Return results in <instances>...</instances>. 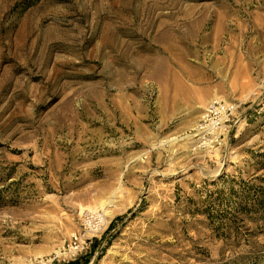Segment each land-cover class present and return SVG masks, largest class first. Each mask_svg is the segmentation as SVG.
Returning <instances> with one entry per match:
<instances>
[{"label": "rangeland", "instance_id": "374dc122", "mask_svg": "<svg viewBox=\"0 0 264 264\" xmlns=\"http://www.w3.org/2000/svg\"><path fill=\"white\" fill-rule=\"evenodd\" d=\"M261 200L264 0H0V264H264Z\"/></svg>", "mask_w": 264, "mask_h": 264}, {"label": "built area", "instance_id": "2783aa9c", "mask_svg": "<svg viewBox=\"0 0 264 264\" xmlns=\"http://www.w3.org/2000/svg\"><path fill=\"white\" fill-rule=\"evenodd\" d=\"M238 106L235 103L223 100H212L200 117L195 129L196 138L201 140L202 145L217 141L222 133H228L236 124L235 114ZM87 227L90 232L97 233L103 228L101 219L103 216L99 211L87 212L84 215ZM88 242L80 234H73L67 244V251L72 255H77L85 250Z\"/></svg>", "mask_w": 264, "mask_h": 264}, {"label": "bare ground", "instance_id": "6f19581e", "mask_svg": "<svg viewBox=\"0 0 264 264\" xmlns=\"http://www.w3.org/2000/svg\"><path fill=\"white\" fill-rule=\"evenodd\" d=\"M186 144H187V143H186ZM184 145H185V143H184ZM106 207H107L106 203L103 202V203L101 204V208H105V209H103V213H105L108 217H111V213H109V212L106 210ZM91 211H93V210H91ZM101 222H103V226H105L106 223L108 222V220L102 218V219H101ZM102 229H103V228H101V230H102Z\"/></svg>", "mask_w": 264, "mask_h": 264}, {"label": "trees", "instance_id": "16d2710c", "mask_svg": "<svg viewBox=\"0 0 264 264\" xmlns=\"http://www.w3.org/2000/svg\"><path fill=\"white\" fill-rule=\"evenodd\" d=\"M258 204H261V208L263 209V213L261 215V219L260 220H264V200H261V201H258ZM67 264H78V261H74V262H70V263H67ZM83 264H87L86 263H83Z\"/></svg>", "mask_w": 264, "mask_h": 264}]
</instances>
